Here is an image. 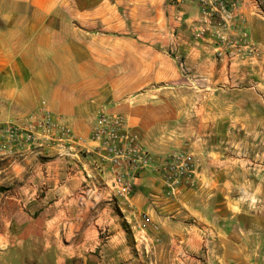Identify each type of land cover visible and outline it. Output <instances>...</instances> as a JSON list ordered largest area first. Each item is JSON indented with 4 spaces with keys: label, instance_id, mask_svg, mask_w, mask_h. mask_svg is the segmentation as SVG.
Listing matches in <instances>:
<instances>
[{
    "label": "crops",
    "instance_id": "obj_1",
    "mask_svg": "<svg viewBox=\"0 0 264 264\" xmlns=\"http://www.w3.org/2000/svg\"><path fill=\"white\" fill-rule=\"evenodd\" d=\"M238 17L235 31H221L218 20H205L195 3L177 0H0V68L19 89L9 98L27 101L26 118L45 103L47 111L88 139L99 114L121 116L148 152L163 155L177 142L172 124L187 110L185 101L202 100L204 79L218 83L225 68H264V58L248 61L254 44L264 53V19L246 9ZM55 20H66L67 30L45 28ZM223 49L229 59L218 58ZM180 64L189 75L181 73ZM254 80L239 75L230 82ZM188 83L195 91L186 90ZM97 158L0 159V264H139L138 258L124 263L119 253L81 251L91 228L85 196L105 194L102 181L110 179L109 165L100 169ZM216 174L199 176L212 180ZM224 175L227 190H235L234 169ZM244 186L243 202H250ZM163 191V175L154 171L136 182L129 201L135 216H150L148 225L137 224L152 233L148 264L198 262L199 255L188 251L192 243L200 249L212 245L204 264H264V205L254 212L250 203L237 204L236 210L230 195L226 204L177 205L165 200ZM259 192L264 198V188Z\"/></svg>",
    "mask_w": 264,
    "mask_h": 264
},
{
    "label": "rangeland",
    "instance_id": "obj_2",
    "mask_svg": "<svg viewBox=\"0 0 264 264\" xmlns=\"http://www.w3.org/2000/svg\"><path fill=\"white\" fill-rule=\"evenodd\" d=\"M3 22L0 20L1 28H3ZM45 26L46 29L54 26V31H66L67 21L55 20L53 24L48 21ZM27 27H29V23H27ZM12 38L14 37L12 36ZM1 41L2 37H0V43ZM262 51V48L260 51L259 46L254 44L248 52V61L254 63L263 60L261 59L264 58ZM227 55L230 54L223 49L220 50L218 58L220 60L229 59ZM254 65L249 68H225L221 71L218 83L208 82L204 79L201 86L202 100H195L192 97L186 100L187 110L180 117L178 124H172V131H178L174 147L163 155L149 152L153 158L158 157L160 161L143 177L152 175L154 171L163 175L165 163L170 162V159L175 155L191 156L195 160L193 174L189 178L184 176L180 178L175 172L172 173V177L179 180L175 185V192H172L163 180V197L169 203L178 205L184 201L191 206L201 204V206L210 207L213 205L212 203L226 204L228 200L226 196L230 195L234 198L236 210L239 207L237 204L250 203L254 212L258 205H264V198L259 194L260 189L264 188V68H259L258 64ZM2 71L3 69L0 68V125L19 123L26 119V115L31 112L26 105V100L9 98L10 91L19 89L10 83L8 78L2 76ZM180 71L183 75H189L185 67L180 68ZM239 75H246L256 81L242 84L230 82L232 77ZM259 76L263 78L260 83L258 82ZM186 90L188 92L195 91L194 86L190 83L187 84ZM200 106H202V110H200ZM201 138L204 139V142H200ZM43 143L31 148L23 146L20 149L14 148L0 152V159L8 161L19 159L28 154H60L53 144ZM201 143L202 145H200ZM213 161L216 163L211 165ZM232 168L234 169L235 190H232V187L227 190L224 173ZM202 171H207L208 174L218 172V174L212 180H200L199 175ZM221 173L223 174L221 175ZM220 176L224 178L220 179ZM108 182V180L102 181V188L106 189L102 196L93 193H90L89 196L85 194V198L90 197V200L88 201L86 198L84 203L88 204L87 207L91 209L89 213L91 228L86 234L89 236V241L82 245L81 251L84 254L106 252L111 255L110 257H115V253H119L122 254L124 263L139 259V264H148L150 260L146 259V254L152 252L153 247L148 238L152 236V233L149 234L147 228L138 225L143 221L148 225L150 216L147 213L135 216L129 203L134 194L132 193L126 199L121 198L111 192L107 185ZM200 183L203 187L201 191ZM244 185L251 193L250 202L249 200L243 202L244 193L241 188L245 187ZM79 202L82 203V200ZM94 205L95 207H93ZM204 226L211 227L207 223H204ZM220 226H226L225 219L222 220ZM154 231L157 236L160 228L157 226ZM205 234L206 236L213 235L210 231H205ZM75 235L76 233L73 232L70 234L71 237ZM187 246L189 253L200 257L198 262L188 260L191 264L206 263V254L208 251H212L211 244L203 243L202 249L198 247L200 245L196 246L194 243ZM139 254L143 256H138Z\"/></svg>",
    "mask_w": 264,
    "mask_h": 264
},
{
    "label": "built area",
    "instance_id": "obj_3",
    "mask_svg": "<svg viewBox=\"0 0 264 264\" xmlns=\"http://www.w3.org/2000/svg\"><path fill=\"white\" fill-rule=\"evenodd\" d=\"M177 1L179 4L195 3L205 20H218L221 31L236 30L238 23L235 19L239 18L240 10H253L254 14L264 19V0ZM180 68H183L181 64ZM45 105L42 103L43 108L38 113L19 123L0 125V152L23 146L31 148L46 142L58 149L59 156L96 154L100 169L109 165L107 185L111 192L125 199L133 193L136 181L157 166L155 158L144 148L138 135L127 129L123 117L102 112L91 136L86 139L75 134L63 118L47 111ZM165 166L163 180L175 192L179 180L173 178L172 173L180 178H189L193 174L195 160L191 156L175 155Z\"/></svg>",
    "mask_w": 264,
    "mask_h": 264
}]
</instances>
